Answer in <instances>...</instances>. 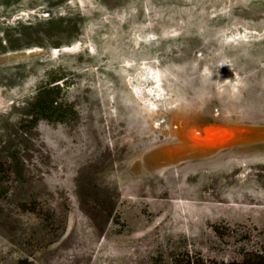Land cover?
<instances>
[{"label": "rangeland", "instance_id": "obj_1", "mask_svg": "<svg viewBox=\"0 0 264 264\" xmlns=\"http://www.w3.org/2000/svg\"><path fill=\"white\" fill-rule=\"evenodd\" d=\"M251 249L264 0H0V264Z\"/></svg>", "mask_w": 264, "mask_h": 264}, {"label": "trees", "instance_id": "obj_2", "mask_svg": "<svg viewBox=\"0 0 264 264\" xmlns=\"http://www.w3.org/2000/svg\"><path fill=\"white\" fill-rule=\"evenodd\" d=\"M198 264H204V262ZM229 264H264V251L260 249L248 250L243 259L233 260Z\"/></svg>", "mask_w": 264, "mask_h": 264}, {"label": "bare ground", "instance_id": "obj_3", "mask_svg": "<svg viewBox=\"0 0 264 264\" xmlns=\"http://www.w3.org/2000/svg\"><path fill=\"white\" fill-rule=\"evenodd\" d=\"M71 49V48H70Z\"/></svg>", "mask_w": 264, "mask_h": 264}]
</instances>
